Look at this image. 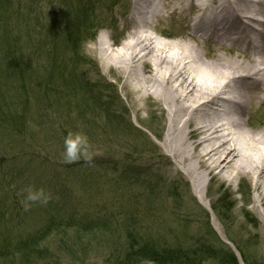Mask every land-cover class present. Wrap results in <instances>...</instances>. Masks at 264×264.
Wrapping results in <instances>:
<instances>
[{"label": "trees", "instance_id": "trees-1", "mask_svg": "<svg viewBox=\"0 0 264 264\" xmlns=\"http://www.w3.org/2000/svg\"><path fill=\"white\" fill-rule=\"evenodd\" d=\"M64 1L60 0V8L56 7L57 11L49 14L56 32L52 31L51 36L57 40L59 35L67 44L63 47L61 42V50L57 40L50 53L41 58L31 50L32 46L19 41L20 36L13 44L10 36L4 39L0 36V87L6 84L10 75L6 76L5 67L17 78L14 79L15 93L11 94L16 101L15 107L8 104L5 107L0 102V116L13 113L15 122L28 123L32 128L29 137L31 140L36 137L43 147L41 153H47L51 158V171L58 170L60 156L66 158L65 140H75L80 135L86 137L87 142L78 146L79 163L88 166V174L94 180L101 179L103 185L143 181L142 186L148 185L149 191L160 197L149 194L143 205L141 202L111 203L108 214L78 213L73 190L77 189L70 188L68 176L61 179L56 174L50 182L60 189L50 190V196L56 198L57 203L52 202L53 211L43 210L47 220L40 223L37 230L23 235L14 233L5 226L0 214V264L47 263L54 258L55 248L63 259L74 254L80 258L91 249L106 250L109 253L106 260L110 264H239L232 248L212 231L207 214H204L206 220L198 238L189 237L186 231L174 235V238L169 232L165 233L157 208V203L162 205V189L156 180L165 179L159 173L161 157L157 146L151 136L130 122L129 112L115 86L98 78L95 66L87 67L89 60L79 48L88 36L86 29L91 25L94 4L101 8L108 1H87L77 11L68 10ZM40 4L41 0H34L31 7L19 8L20 11L14 12L12 17L16 21L24 18L22 27L31 25L37 18L35 14L42 9ZM21 25L16 30L21 29ZM8 56L11 61H7ZM33 58L35 65L30 62ZM40 63L43 65L39 66ZM2 95L3 92L0 100L5 99ZM2 117L0 123L6 120ZM149 133L155 139L156 136L160 138L154 131ZM72 166L66 159V174ZM62 189L68 190L71 202L65 200ZM248 190L246 185L239 188L242 207H248ZM228 200L220 196L218 208H212L222 225L227 221ZM113 215L119 220L109 219ZM67 240L72 246L67 245L66 251L63 245ZM228 241L235 246L243 264H261L256 259L255 249L245 243L239 244L231 236Z\"/></svg>", "mask_w": 264, "mask_h": 264}, {"label": "rangeland", "instance_id": "rangeland-1", "mask_svg": "<svg viewBox=\"0 0 264 264\" xmlns=\"http://www.w3.org/2000/svg\"><path fill=\"white\" fill-rule=\"evenodd\" d=\"M34 0H0V36L2 39L10 36L11 44L15 43L14 39L20 36L19 41H22L30 47L32 51L38 53L41 58H45L50 53V48L53 43L58 40V49L61 50L67 46L64 39L59 38L56 40L55 36H51V32H55L54 25L49 20V14L56 12L59 7L60 0H41V8L35 14L37 18L32 22L22 27L24 18L15 20L12 17L13 13L20 11L21 7H31ZM91 0H65L64 4L67 9L77 11L81 5ZM97 1V0H94ZM106 6L101 8L94 4L91 17V25L87 27L86 32L88 36L81 42L79 48L84 54L90 65L95 66L98 70V78L110 81L118 91L121 100L123 101L127 111L129 112L130 122L139 130L149 135V132L154 131L156 134H161V138L156 136L154 142L157 146V151L160 154L161 161L159 164V173L164 175L163 180H156L160 182L162 189V205L157 203L159 216L164 222L165 233L169 232L170 236L179 235L182 231L190 234L189 237L198 238V234L202 232L205 224V215H209V225L216 236L221 237L224 241L228 242V236H231L239 244L245 243L250 249H255L256 259L264 263V205L259 206L255 201V191H253V181L250 177L242 176L235 181H213L208 176L206 187L204 190L205 199L200 202L196 189L193 183L189 181L185 173L174 163V159L164 149L162 140L166 134L168 125L167 113L161 102L152 97V94L145 96L141 91L133 90L129 83H124V75L117 69L106 67V63L98 58L95 49L96 36L99 34L110 45L111 48L121 46L129 32L132 31V0H107ZM114 1V2H113ZM153 4L159 0H152ZM175 3V1H173ZM114 3V4H113ZM71 7V8H70ZM6 10V14L4 15ZM22 12V11H21ZM3 13V14H2ZM196 13L193 10H187L183 16L177 14L175 17H161L159 16L154 21V31H150L152 36L162 42H178L181 40L179 36L185 31L191 19ZM10 16L12 17L10 19ZM7 18L5 21L2 18ZM34 17H31V19ZM48 20L49 22H47ZM135 20V18H134ZM90 24V21H89ZM21 25V29L17 26ZM56 33V32H55ZM93 36V37H92ZM92 37V38H89ZM189 41V40H187ZM62 42V44H61ZM190 44V43H189ZM191 44H194L191 42ZM198 48L208 51H214L218 55H227L226 49L221 47L220 50L215 48L212 41H201L196 43ZM69 47V46H68ZM32 64H36L33 61ZM10 56H8V60ZM40 63L39 66H42ZM6 76L9 78L5 85L0 87V96L4 100H0L3 106L7 107L8 104L12 108L15 107L16 101L11 94L15 93V80L17 79L11 70L5 67ZM150 68L147 64L145 66L144 76L148 77ZM4 76L2 79H5ZM1 99V98H0ZM255 106V105H254ZM1 110V109H0ZM4 113L2 114V116ZM13 115V113H12ZM11 113L0 116L6 119L0 123V214L3 216L4 224L14 233L27 234L39 228L40 223H44L47 217L43 216V210H54L52 202L57 203L56 198L50 196V190L60 189L59 187L52 186L50 179H54L56 174L61 179L70 181V188H76L75 199L77 212L90 213L98 215L108 214L110 211L109 205L111 203L121 204L122 202L140 203L143 205L149 197L147 195L159 198L158 194L149 191L148 185H143L142 182H131L121 184L103 185L102 180H94L88 173L87 165L79 163L81 159L77 155L76 159L69 160L72 168H65L66 159L60 156L57 159L58 170L51 171L50 168L51 158H48L47 153H41L42 146L38 139L31 140L29 129H32L27 122L23 125L20 122H15ZM14 116V115H13ZM248 119V126L246 130H251L257 133L264 126V104L256 105L253 111L246 115ZM3 121V119H0ZM253 127L255 129H253ZM36 141V142H35ZM35 142V143H34ZM45 149V148H44ZM158 154V156H159ZM54 162V160H53ZM84 161H82L83 163ZM79 163V164H77ZM85 163V162H84ZM77 164V166H76ZM49 165V166H48ZM45 167H49L45 169ZM139 167V166H138ZM138 169V168H137ZM60 179V183L62 180ZM247 184L249 187L248 207H242L241 198L238 194V188L241 184ZM33 192L43 191L44 196L47 197V202L43 203L42 199L35 202H29L28 207L24 206V201L28 195V190ZM149 192V193H148ZM63 197L65 200H70L68 190L62 189ZM222 196L224 199H229L227 202V221L224 225L218 221L216 214L212 208L215 206L217 209L218 198ZM4 198V200L1 199ZM50 200V201H49ZM2 203V204H1ZM4 207H3V206ZM234 206V208H232ZM118 219L116 215L111 216L109 219ZM119 220V219H118ZM183 223L186 224L184 227ZM5 228V227H4ZM115 234V233H114ZM165 238H167L165 236ZM171 239V238H169ZM112 241V239H110ZM118 242H120L117 237ZM71 247V241L67 240L63 245L64 250H68L66 246ZM235 250V247H234ZM53 252L54 258L47 263L42 264H110L108 262V251L91 249L80 258L75 256H66L65 259L60 258L61 253ZM240 264L241 256L235 250ZM89 254V255H88ZM83 257L82 256H86ZM60 256V257H59ZM69 257V258H68ZM145 264V263H144ZM150 264V263H146Z\"/></svg>", "mask_w": 264, "mask_h": 264}, {"label": "bare ground", "instance_id": "bare-ground-1", "mask_svg": "<svg viewBox=\"0 0 264 264\" xmlns=\"http://www.w3.org/2000/svg\"><path fill=\"white\" fill-rule=\"evenodd\" d=\"M152 2L132 0L133 27L121 46L111 48L96 36L98 58L123 73L133 90L163 104V147L194 184L200 202L208 176L221 182L247 176L255 201L264 205V126L245 131L246 115L264 104V0ZM187 10L196 14L180 41L166 43L149 34L159 16H183ZM200 40L224 47L227 55L199 49Z\"/></svg>", "mask_w": 264, "mask_h": 264}, {"label": "clouds", "instance_id": "clouds-1", "mask_svg": "<svg viewBox=\"0 0 264 264\" xmlns=\"http://www.w3.org/2000/svg\"><path fill=\"white\" fill-rule=\"evenodd\" d=\"M87 142L86 137H82L80 135H77L75 140L66 139L65 145H66V158L69 160H73L77 158L78 155V146L85 145ZM43 203L47 202V197L44 196L43 191L40 190L39 192H33L31 189L28 190V195L25 198L24 206L27 208L29 202H35L37 200H41Z\"/></svg>", "mask_w": 264, "mask_h": 264}]
</instances>
